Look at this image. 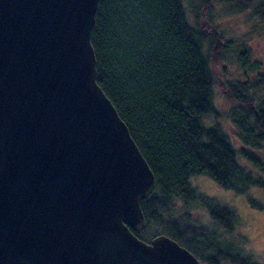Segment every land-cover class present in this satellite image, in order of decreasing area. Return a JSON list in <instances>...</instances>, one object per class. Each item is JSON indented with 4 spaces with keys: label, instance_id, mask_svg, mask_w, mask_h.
I'll use <instances>...</instances> for the list:
<instances>
[{
    "label": "water",
    "instance_id": "95a60500",
    "mask_svg": "<svg viewBox=\"0 0 264 264\" xmlns=\"http://www.w3.org/2000/svg\"><path fill=\"white\" fill-rule=\"evenodd\" d=\"M98 0H0V264H202L149 241L155 176L96 81Z\"/></svg>",
    "mask_w": 264,
    "mask_h": 264
},
{
    "label": "trees",
    "instance_id": "16d2710c",
    "mask_svg": "<svg viewBox=\"0 0 264 264\" xmlns=\"http://www.w3.org/2000/svg\"><path fill=\"white\" fill-rule=\"evenodd\" d=\"M216 3L249 9L264 28V0H200V7L210 12ZM205 17L194 13L191 22L183 0H98L90 34L96 81L155 176L140 201L146 225L135 234L145 241L165 234L205 264H253L259 260L243 246L236 209L190 178L207 175L264 208L248 193L264 188V73L225 78L217 65L234 44ZM235 48L245 66L248 50ZM216 88L231 102L236 143L217 121Z\"/></svg>",
    "mask_w": 264,
    "mask_h": 264
},
{
    "label": "rangeland",
    "instance_id": "374dc122",
    "mask_svg": "<svg viewBox=\"0 0 264 264\" xmlns=\"http://www.w3.org/2000/svg\"><path fill=\"white\" fill-rule=\"evenodd\" d=\"M183 1L191 22H193L194 13H199L202 18L210 16L214 25L222 32L224 39L230 40L234 44V48L226 54V58L217 65V69L225 78L234 80L245 75L253 80L257 73H264V28L262 22L251 15L249 9L234 12L228 10L229 8L225 5L216 3L210 12H204L200 7V0ZM238 45L244 46L248 50L245 66L240 64L236 53L237 48L235 46ZM216 102L219 110L217 121L222 124L231 139L236 143L233 138L232 125L226 115L231 102L221 94L218 88H216ZM260 154L264 158L263 153L260 152ZM190 182L206 195L225 202L236 209L240 218L239 231L245 238L243 245L245 249L252 245L259 248L261 244H264V208L259 209L250 205L244 194H238L231 189L223 188L207 175L192 176ZM248 193L261 198L264 203V188L252 187ZM202 218L206 220V216ZM254 257L260 260L259 256Z\"/></svg>",
    "mask_w": 264,
    "mask_h": 264
},
{
    "label": "clouds",
    "instance_id": "9594fccd",
    "mask_svg": "<svg viewBox=\"0 0 264 264\" xmlns=\"http://www.w3.org/2000/svg\"><path fill=\"white\" fill-rule=\"evenodd\" d=\"M249 255L259 256L260 260L257 262L255 259L253 260V264H264V244H261L259 248L255 245H252L245 249Z\"/></svg>",
    "mask_w": 264,
    "mask_h": 264
}]
</instances>
